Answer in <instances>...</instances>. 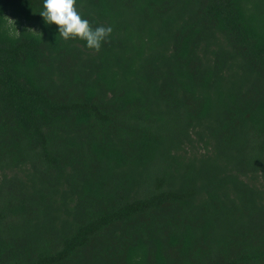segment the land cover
Wrapping results in <instances>:
<instances>
[{"label":"trees","instance_id":"1","mask_svg":"<svg viewBox=\"0 0 264 264\" xmlns=\"http://www.w3.org/2000/svg\"><path fill=\"white\" fill-rule=\"evenodd\" d=\"M76 8L0 0V264H264V0Z\"/></svg>","mask_w":264,"mask_h":264},{"label":"clouds","instance_id":"2","mask_svg":"<svg viewBox=\"0 0 264 264\" xmlns=\"http://www.w3.org/2000/svg\"><path fill=\"white\" fill-rule=\"evenodd\" d=\"M77 0H43V10L39 14L47 25L58 27L59 37L64 41L80 39L86 42L89 49L99 52L113 29L96 27L93 29L87 19H83L76 8ZM27 31H35L29 28Z\"/></svg>","mask_w":264,"mask_h":264}]
</instances>
